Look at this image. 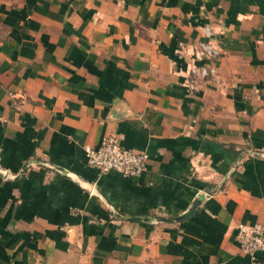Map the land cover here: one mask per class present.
Masks as SVG:
<instances>
[{
	"label": "crops",
	"instance_id": "1",
	"mask_svg": "<svg viewBox=\"0 0 264 264\" xmlns=\"http://www.w3.org/2000/svg\"><path fill=\"white\" fill-rule=\"evenodd\" d=\"M111 132L145 172L86 163ZM263 220L264 0H0V264H264Z\"/></svg>",
	"mask_w": 264,
	"mask_h": 264
},
{
	"label": "built area",
	"instance_id": "2",
	"mask_svg": "<svg viewBox=\"0 0 264 264\" xmlns=\"http://www.w3.org/2000/svg\"><path fill=\"white\" fill-rule=\"evenodd\" d=\"M203 32L207 39H200L193 45V62L190 68L192 77H207L216 74V66L211 60L221 55L220 45L213 39V30L206 24ZM86 163L99 173L117 171L127 176H138L148 168V155L145 151L123 146L116 133H105L95 146H84ZM234 238L239 248L249 254L264 251V220L253 223L240 221L236 224ZM57 264H68L57 263Z\"/></svg>",
	"mask_w": 264,
	"mask_h": 264
},
{
	"label": "water",
	"instance_id": "3",
	"mask_svg": "<svg viewBox=\"0 0 264 264\" xmlns=\"http://www.w3.org/2000/svg\"><path fill=\"white\" fill-rule=\"evenodd\" d=\"M201 198H203V195H201V194L197 195V197L192 201L190 207L186 211L181 213L180 215L176 216V218L180 219L182 217L189 216L194 211L196 205L200 202ZM134 218H141V217L136 216Z\"/></svg>",
	"mask_w": 264,
	"mask_h": 264
}]
</instances>
